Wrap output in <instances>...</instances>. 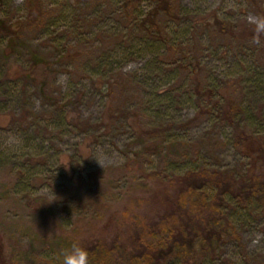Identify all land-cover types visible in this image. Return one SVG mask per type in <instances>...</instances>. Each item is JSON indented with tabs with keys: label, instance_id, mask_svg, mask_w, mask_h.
Masks as SVG:
<instances>
[{
	"label": "rangeland",
	"instance_id": "1",
	"mask_svg": "<svg viewBox=\"0 0 264 264\" xmlns=\"http://www.w3.org/2000/svg\"><path fill=\"white\" fill-rule=\"evenodd\" d=\"M27 1L0 0V264H63L66 233L111 245L163 213L164 169L242 170L238 128L264 139V0H170L174 17L156 0ZM225 99L238 128L212 110ZM234 212L242 241L222 256L264 264V207Z\"/></svg>",
	"mask_w": 264,
	"mask_h": 264
},
{
	"label": "trees",
	"instance_id": "2",
	"mask_svg": "<svg viewBox=\"0 0 264 264\" xmlns=\"http://www.w3.org/2000/svg\"><path fill=\"white\" fill-rule=\"evenodd\" d=\"M138 1L124 0V3L128 7ZM156 1L154 13L174 17L170 0ZM27 3L32 5L33 0ZM150 16L151 13L148 19L142 21L143 28L156 25L154 20L149 23ZM199 86H196V91ZM204 93L202 96L207 99L214 95L208 87ZM223 101L221 105L220 100H213L212 110L219 111V107L222 109L225 105L226 110L219 111L221 114L215 110L220 120L238 128L240 120L237 115H243L244 111L229 99ZM237 138L240 152L247 158L242 170L197 164L177 173L164 169L163 181L157 180L156 183L165 186L154 195L155 198L162 196V199H157L161 200L163 212L158 220L146 222L140 219L136 222L137 218H132L130 229L118 231L111 245L98 240L92 247L82 243L84 248H81L99 258L100 262L96 260V264H202L205 261L194 256L199 244L206 251L207 264H236L222 256V249L227 244L242 241L240 220L233 213L253 201L264 207V139L252 131L239 128ZM149 179L144 187L148 186ZM88 201L102 207L108 205L101 198ZM118 220V228L121 229L125 224L119 217ZM58 239L57 245L62 253L76 246L73 233H66Z\"/></svg>",
	"mask_w": 264,
	"mask_h": 264
},
{
	"label": "clouds",
	"instance_id": "3",
	"mask_svg": "<svg viewBox=\"0 0 264 264\" xmlns=\"http://www.w3.org/2000/svg\"><path fill=\"white\" fill-rule=\"evenodd\" d=\"M63 264H89L88 253L83 248L74 246L64 254Z\"/></svg>",
	"mask_w": 264,
	"mask_h": 264
}]
</instances>
